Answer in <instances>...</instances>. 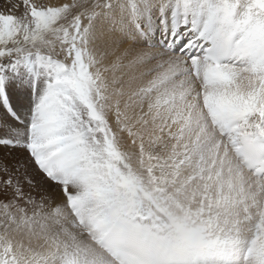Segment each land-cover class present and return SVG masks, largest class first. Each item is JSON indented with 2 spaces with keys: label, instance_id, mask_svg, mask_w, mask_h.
<instances>
[{
  "label": "snow or ice",
  "instance_id": "obj_1",
  "mask_svg": "<svg viewBox=\"0 0 264 264\" xmlns=\"http://www.w3.org/2000/svg\"><path fill=\"white\" fill-rule=\"evenodd\" d=\"M0 264H264V0H0Z\"/></svg>",
  "mask_w": 264,
  "mask_h": 264
}]
</instances>
